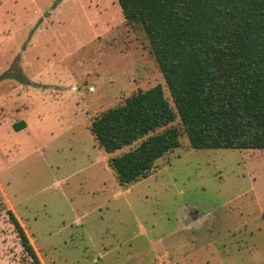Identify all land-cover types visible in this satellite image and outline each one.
<instances>
[{
	"label": "rangeland",
	"instance_id": "1",
	"mask_svg": "<svg viewBox=\"0 0 264 264\" xmlns=\"http://www.w3.org/2000/svg\"><path fill=\"white\" fill-rule=\"evenodd\" d=\"M117 0H0V264H264V149L180 146L120 185L89 126L169 91ZM172 125L180 127L176 117ZM167 254L164 256V253Z\"/></svg>",
	"mask_w": 264,
	"mask_h": 264
},
{
	"label": "trees",
	"instance_id": "2",
	"mask_svg": "<svg viewBox=\"0 0 264 264\" xmlns=\"http://www.w3.org/2000/svg\"><path fill=\"white\" fill-rule=\"evenodd\" d=\"M140 26L169 91L139 89L90 123L120 185L148 176L180 146L264 149V0H117ZM178 117L180 127L172 125ZM23 250L43 264L12 209Z\"/></svg>",
	"mask_w": 264,
	"mask_h": 264
},
{
	"label": "crops",
	"instance_id": "3",
	"mask_svg": "<svg viewBox=\"0 0 264 264\" xmlns=\"http://www.w3.org/2000/svg\"><path fill=\"white\" fill-rule=\"evenodd\" d=\"M167 254V251L164 253V256ZM217 264H224V262L222 261H217ZM226 264H235V263H230V262H227Z\"/></svg>",
	"mask_w": 264,
	"mask_h": 264
}]
</instances>
